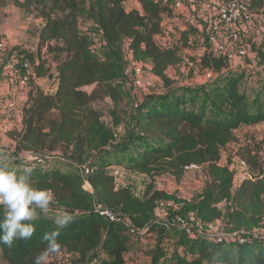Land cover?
<instances>
[{"label": "trees", "instance_id": "trees-1", "mask_svg": "<svg viewBox=\"0 0 264 264\" xmlns=\"http://www.w3.org/2000/svg\"><path fill=\"white\" fill-rule=\"evenodd\" d=\"M10 1L44 18L36 52L18 54L32 65L37 78L49 76L41 55L46 46L58 63V85L48 94L32 82L22 127L9 135L17 151L28 152L39 162L52 157L68 164L66 170L54 164L30 166L33 186L50 189L51 205L70 213L73 221L57 229L53 211L39 212L32 221H26L35 226L31 238L17 239L12 247L0 244V264H34L46 247L44 234L54 230L59 231V250L43 264H57L53 255L59 252L77 253L83 264H128L124 252L132 244L126 229L141 227L146 235L158 230L154 210L166 198L198 214L208 212L210 219H220L222 214L215 205L231 196L234 180L231 160L221 165V151L235 140L236 130L264 123V96L258 95L254 105L249 101L247 72L229 69L226 57L206 51L200 64L211 68L216 76L199 90L179 89L146 97L137 105L124 137L118 139L112 127L103 122V108L96 107V102L104 93L115 114L127 101V94L113 82L124 72V40L135 59L149 62L153 75L170 84L167 71L181 62V55L177 47L161 45L157 38L163 35V16L170 15L172 9L158 0H137L142 12L126 10L127 0H0V8ZM247 2L252 11L264 7V0ZM83 5L99 22L104 61L93 54L94 39L80 28L78 15L84 12ZM252 51L257 53L258 65L264 66V41L253 44ZM94 84L99 91L84 90ZM201 91L207 92V100L198 105ZM113 125H118L117 119ZM263 145L264 138L248 144L240 154L248 165V177L232 195L239 207L229 219L237 225L257 215L263 206ZM8 155L0 149V158ZM8 163L13 168L23 166ZM191 164L205 170L208 185L199 179L196 189L188 186L199 177L197 171L188 169ZM116 166L149 176L141 199L129 190L115 189V177L108 168ZM85 181L93 190L92 196L83 187ZM97 207L119 211L121 218L110 221L96 211ZM3 215L0 210V219ZM191 242L194 250L189 256L183 245L184 254L162 252L154 264H264V240L248 242L238 255L232 247L216 244L206 236H192Z\"/></svg>", "mask_w": 264, "mask_h": 264}, {"label": "rangeland", "instance_id": "rangeland-1", "mask_svg": "<svg viewBox=\"0 0 264 264\" xmlns=\"http://www.w3.org/2000/svg\"><path fill=\"white\" fill-rule=\"evenodd\" d=\"M23 1V0H19ZM161 1V0H159ZM230 0H224L227 2ZM246 1L247 0H241ZM89 2V0H88ZM200 4L198 9L199 16V29L197 31H192V25L183 18V26L187 29V34L190 36V40L195 42L198 37L202 40V53L197 62L185 61L181 58V62L177 65L171 66L168 71V77L170 79V84L166 85L160 78L153 75L149 69V62H144L137 60L133 57L128 50V41L123 42V55L125 60V68L123 75L117 77L113 80L114 83L118 84L124 92L127 94V101L122 104L120 108L116 110L115 114H112V102L104 93H100L102 96L101 101L96 102V107L103 108V122L113 129L115 137L120 139L121 136L124 137L126 130L130 126L131 118L135 113L137 105L140 104L146 97L149 96H159L166 95L168 93H175L179 89H190L199 90L202 86L209 80L216 76V73L211 68H203L200 64L202 57L205 52L208 51L210 54L218 55V51L213 47L209 46L206 39V29L210 21L209 10L205 9L204 4L201 1H197ZM41 5V4H40ZM192 4H189V7ZM36 4H32V8H35ZM126 10H138L142 12V7L137 0H127L124 3ZM192 7V6H191ZM84 12H80L78 15L80 28L90 34L94 39L92 46L93 54L101 61L105 59V48L102 42V31L99 26V22L93 19L89 14H87L88 7L86 5L81 6ZM191 11V10H190ZM192 13L190 12L191 16ZM165 16V15H164ZM163 16V18H164ZM187 17V20L189 18ZM181 20V19H180ZM45 20L43 17L38 16L37 12L30 13L27 10L18 8L15 6L14 2H8L4 7L0 8V27L2 29L7 28L10 30V36H0V43L3 45L0 48V77L9 76L14 80L19 81V77L31 74V70L26 68L21 64L22 58L18 52H36L38 48V35L42 28ZM176 36L170 35V40H165V34L160 37L159 42L161 45H166V43L172 44L173 47H177L181 54H184V50L188 49L189 45L185 44L184 35L179 33L176 29ZM234 34L236 35L234 37ZM219 36L221 39H226L230 50L235 54L231 59V69L235 71H241L236 68V63L244 65V70L247 72L248 85L247 93L249 94V101L253 103L258 95L264 96V66L258 65L257 53L252 51L253 44H260L264 41V7L259 11H252L251 18L243 22H239L233 25H220ZM165 40V41H164ZM163 43V44H162ZM18 47V51L15 49ZM191 47V45L189 46ZM192 46L191 48H193ZM243 49L244 53L239 54V50ZM42 58L46 61V68L49 71V76L37 78L36 75L29 79V85L27 84V89L30 90L32 87V82L46 90L54 77L57 76V61L54 59L55 54L50 53L45 46L41 51ZM19 58V59H18ZM12 59L18 60L17 64L18 71H9L6 69L7 62ZM144 66L143 78L137 80V77L132 73V69L137 65ZM19 67V68H18ZM258 76L262 78H257ZM243 84V83H241ZM53 85V84H52ZM87 92L99 91V87L94 84L84 88ZM29 92V91H28ZM46 92V91H45ZM49 94V91L46 92ZM207 100V92L201 91V95L198 101V105H202L203 102ZM11 97L4 98L3 105H5L6 110L10 113L15 107H10L9 102ZM14 101V99H13ZM254 106H250L252 109ZM116 116V117H115ZM115 117V118H114ZM15 121V117H13ZM118 120V125L114 126L113 121ZM21 126V124H20ZM5 130V129H4ZM12 130H5L4 135H0V149L6 150L9 155L6 157L7 162L15 165H33L34 166H50L52 164L60 166L63 169H68V164L62 162L57 158L49 157L45 162L38 161L36 157L32 156L28 152H20L16 149L15 140L10 137L9 132ZM0 131V133H3ZM264 138V123H260L254 126H243L239 130L235 131V140L230 142L228 148L221 151V165H225L227 160L230 159V168L234 172V177H237L236 184L237 187L245 181L248 177V165L241 159L240 154L245 152L247 145L253 142H260ZM122 140V139H121ZM264 147V145H263ZM264 154V151H263ZM264 156V155H263ZM122 162H126V159L122 158ZM87 170V169H86ZM108 172L112 173L115 177V189L116 190H129L132 195L136 198L141 199L145 193L146 187L150 182V178L146 173L141 171L127 170L119 166L108 168ZM199 173V177L193 182H189L188 186L195 189L198 187L197 180H203L206 185L209 184L210 179L207 177L205 170L198 169L193 170ZM87 182V181H86ZM195 183V185H194ZM84 189L89 196H92V188L89 183H84ZM193 189V190H195ZM235 189V191H236ZM235 191H231V196L227 199L222 200L215 205V209L220 211L222 217L220 219H210L206 215L207 213L198 214L195 211L187 210L182 207L181 204L166 198L157 203L154 210V215L156 222L159 223L158 230L146 235L141 227L130 226V231L126 229L131 235L132 247L130 250L124 252V256L128 261V264H154V262L159 261V255L166 253L184 254L182 251L183 245L185 246L189 256L192 254L191 250H194V246L191 242L192 236L200 235L206 236L216 244H224L233 248L236 255L239 254L240 250L245 247V244H241L238 240L241 236H248L249 242L256 240H264V195L261 196L263 201V206L260 208V212L257 215H252L255 217H249L245 222L237 225L236 222H232L229 219V214L233 213L234 210L238 209V205L233 199V194ZM0 210H3L0 208ZM99 210H101L99 208ZM107 210V209H104ZM49 211H53L56 214L57 211H62L61 208L57 207L55 204L50 205ZM40 211L37 209L36 216ZM119 213V211H117ZM120 214V213H119ZM121 215V214H120ZM248 216L249 213H247ZM183 218L186 223L187 230H184L179 225L177 218ZM163 228V231H161ZM221 238V242H217V239ZM53 258L57 261V264H83L80 255L77 253H66L59 252L53 255Z\"/></svg>", "mask_w": 264, "mask_h": 264}, {"label": "clouds", "instance_id": "clouds-1", "mask_svg": "<svg viewBox=\"0 0 264 264\" xmlns=\"http://www.w3.org/2000/svg\"><path fill=\"white\" fill-rule=\"evenodd\" d=\"M33 168L25 164L13 168L7 158H0V208L3 218L0 219V244L12 247L17 239L27 240L35 232L32 221L37 209L47 214L53 194L50 189L34 187L32 184ZM73 221V216L66 211H57L53 223L57 229L66 227ZM59 231L44 234L45 249L35 257L34 264H43L46 258L59 250Z\"/></svg>", "mask_w": 264, "mask_h": 264}, {"label": "built area", "instance_id": "built-area-1", "mask_svg": "<svg viewBox=\"0 0 264 264\" xmlns=\"http://www.w3.org/2000/svg\"><path fill=\"white\" fill-rule=\"evenodd\" d=\"M159 1V0H158ZM197 1H201L206 10H209L210 18L208 20L210 21V24L208 26V30L206 29V33L208 36L206 37L207 43L209 46L213 47L215 50L218 51V54L226 57L229 61L234 57V53L230 50L229 44L226 39H221V36H219V30L220 25H233L237 24L239 22H243L245 20H248L251 18L252 10L250 8V5L246 1L241 0H230L227 2H223L224 0H161L160 2L162 4H165L169 6L172 11H175L177 15L181 12L182 9L188 8L189 4H192L193 6V14L189 16L188 23H190L194 27H199V16H198V9L195 7L197 6L199 8L200 4H197ZM236 35L234 34V37ZM3 45L0 43V48ZM239 54L244 53L243 49H240ZM19 59V58H18ZM21 64L24 65L26 68H29L31 70V74H26L21 77H19V83L24 88L27 87V84L29 85V78L33 75L35 76V72L33 70L32 65L25 60L23 57ZM17 64H19L18 60L12 59L7 62L6 69L9 71H18L17 70ZM144 66L143 64L137 65L132 69V73L137 77V80H140L143 78L144 74ZM19 68V67H18ZM9 106L15 107V102L11 100L9 102ZM188 169L190 170H198L199 167L191 164L188 166ZM84 173H88V169H84ZM88 183L85 181V184ZM96 211L104 214V216L109 219L110 221L117 220L121 218V215L114 210H104L99 208H96ZM177 221L181 228L184 230H187V225L184 222V219L179 217L177 218ZM131 229V228H130ZM241 244H247L249 242L248 236H241L238 240ZM217 242H221V238L217 239Z\"/></svg>", "mask_w": 264, "mask_h": 264}, {"label": "crops", "instance_id": "crops-1", "mask_svg": "<svg viewBox=\"0 0 264 264\" xmlns=\"http://www.w3.org/2000/svg\"><path fill=\"white\" fill-rule=\"evenodd\" d=\"M191 10V11H190ZM190 12L193 14V6L190 8H184L181 10V12L177 15V13L175 11H171L170 15H165L163 18V35L165 36V40H170V35H175L176 36V29L179 31V33H181L182 35H184V39L186 40V44L187 45H191L194 46L193 48L191 47H187L188 49L184 50V54H181V58L184 59L185 61H190V62H197L198 59H196V57H200V53H202V40L198 37V39L193 42L192 40H190V35L187 34V29L185 26H183V18H186L190 15ZM181 19V20H180ZM194 27V26H193ZM196 29H199L198 27H194ZM10 30L7 28L2 29L0 27V36H10ZM158 42L160 40V37L157 38ZM164 40V41H165ZM159 44H161L159 42ZM163 44V43H162ZM166 44H170L169 42ZM33 51V49H32ZM236 68H238L239 70L244 69V65L240 64L239 62H237L236 64ZM231 64L229 61V69H231ZM149 69H152V65L149 63ZM170 69V68H169ZM168 69V71H169ZM167 71V73H168ZM152 72V71H151ZM247 76V75H246ZM257 78H262L260 76H258ZM248 79V77H247ZM53 84V85H52ZM58 85V76L54 77L50 83V86L53 88H50L48 86V88L46 87V92L49 91L50 93H54L56 88ZM41 88V87H40ZM43 91L44 89L41 88ZM28 89L24 88L23 86L20 85V83L17 80H14L13 78L9 77V76H1L0 77V131L1 132H5V130H20L22 127V118H23V108L24 105L28 99ZM44 91V92H45ZM45 92V93H46ZM11 97V100L14 99L15 102V108L14 110H12L10 112H8L6 110L5 105H3L4 102V98ZM13 117H15V121L13 119ZM21 124V126H20ZM5 129V130H4ZM3 133H0V135H4ZM1 144V143H0ZM237 177H234L233 180V186L231 191H235L236 187L238 184H236L237 181Z\"/></svg>", "mask_w": 264, "mask_h": 264}]
</instances>
